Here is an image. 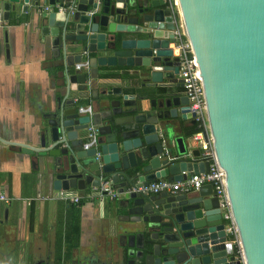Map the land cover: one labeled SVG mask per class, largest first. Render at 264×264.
Listing matches in <instances>:
<instances>
[{
  "label": "water",
  "instance_id": "95a60500",
  "mask_svg": "<svg viewBox=\"0 0 264 264\" xmlns=\"http://www.w3.org/2000/svg\"><path fill=\"white\" fill-rule=\"evenodd\" d=\"M19 1L5 4V19L12 3ZM22 1L27 7L41 3ZM42 2L66 6L64 11L44 13L41 20L42 31L52 36L67 60L66 92L47 116L37 143H18L21 151L46 163L55 190L87 191L109 184L123 196L118 216H125L131 227L138 225L139 231L125 233L132 240L128 264H241L212 185L193 195L129 191L158 179L177 182L209 170L198 149L190 157L183 138L174 139V125L195 120L188 97L176 91L183 82L172 11L165 1ZM179 3L200 66L213 149L226 174L245 263L264 264V0ZM81 49L92 55L89 73H70L69 67L83 59ZM100 66L135 69L154 92L113 87L108 95L122 99H107V104L97 100L99 111L81 113L78 105L89 79H99ZM113 72L103 73L108 79ZM147 95H152L149 105ZM158 96V101L153 99ZM91 126L97 128L96 142L86 148Z\"/></svg>",
  "mask_w": 264,
  "mask_h": 264
},
{
  "label": "crops",
  "instance_id": "0c3cea01",
  "mask_svg": "<svg viewBox=\"0 0 264 264\" xmlns=\"http://www.w3.org/2000/svg\"><path fill=\"white\" fill-rule=\"evenodd\" d=\"M9 1L0 0V11L5 13ZM43 5L49 4L42 0L37 7H27L22 0L12 3L9 19L4 18L0 25V264H128L132 240L125 233L139 231L138 225L137 229L131 227L124 222L125 216H118L123 196L112 200L96 190L69 189L81 196V203L63 199L53 187L46 163L24 154L18 145L37 143L48 125L47 116L65 98L67 60L52 36L42 31L44 13L39 9ZM85 52H78L83 56L81 62L92 57ZM77 64L69 67L70 73ZM82 69L89 73L87 66ZM108 70L114 76L106 79ZM133 72L132 68L100 66L99 79H89V89L78 106L99 111L97 100L107 104V99H122L121 95H108L106 91L113 87L153 93ZM176 91L184 94L182 87ZM151 97L147 95L146 104ZM193 125L186 120L173 126L174 139L183 138L190 157L195 149L200 151L192 139ZM172 150L175 155V142Z\"/></svg>",
  "mask_w": 264,
  "mask_h": 264
},
{
  "label": "built area",
  "instance_id": "2783aa9c",
  "mask_svg": "<svg viewBox=\"0 0 264 264\" xmlns=\"http://www.w3.org/2000/svg\"><path fill=\"white\" fill-rule=\"evenodd\" d=\"M167 8L171 9L173 23L175 25L173 34L175 38V49L177 50V57L180 62L179 76L183 82V93L189 99L190 111L193 114L195 124H197V131L192 133V139L197 148L200 149L201 159L209 163V170L203 173L187 174L182 181L171 182L167 179H158L138 188H130L129 191H137L142 194H159L162 192L170 193H191L197 192L204 185L210 184L213 187L214 193L218 198L219 207L222 211L223 219L226 222V231L232 234V241L237 244L239 249L237 251V260L241 264H246L240 247L237 228L234 225L230 201L226 188V174L219 166L214 149L213 140L210 134L209 125L207 121V108L205 98V88L199 63L194 54L191 43L185 34L183 22L181 18V10L179 0H164ZM66 6L43 5L39 9V13H48L52 11H64ZM4 13L0 11V25L4 24ZM86 53V52H85ZM88 65V62H81L76 65V69L80 70ZM81 113L91 112V107H79ZM97 128L89 127V137L91 141L85 144L86 148L95 145V134ZM173 159H176L173 157ZM96 192L108 196L110 199H117L120 194L113 189L109 184H103ZM60 197L73 203H81V196L73 195L68 190H60ZM1 199L8 201L6 196H1Z\"/></svg>",
  "mask_w": 264,
  "mask_h": 264
},
{
  "label": "trees",
  "instance_id": "16d2710c",
  "mask_svg": "<svg viewBox=\"0 0 264 264\" xmlns=\"http://www.w3.org/2000/svg\"><path fill=\"white\" fill-rule=\"evenodd\" d=\"M197 130H199V129H198V126H197V124H194V125L192 126V131L195 132V131H197ZM193 132H192V133H193Z\"/></svg>",
  "mask_w": 264,
  "mask_h": 264
},
{
  "label": "flooded vegetation",
  "instance_id": "af4514ba",
  "mask_svg": "<svg viewBox=\"0 0 264 264\" xmlns=\"http://www.w3.org/2000/svg\"><path fill=\"white\" fill-rule=\"evenodd\" d=\"M180 63V62H179ZM180 71V70H179Z\"/></svg>",
  "mask_w": 264,
  "mask_h": 264
}]
</instances>
